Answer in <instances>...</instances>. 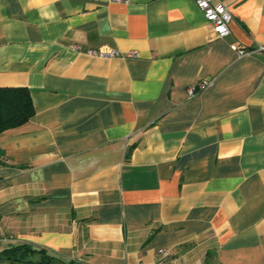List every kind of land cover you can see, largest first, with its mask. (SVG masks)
Segmentation results:
<instances>
[{
	"label": "crops",
	"instance_id": "crops-1",
	"mask_svg": "<svg viewBox=\"0 0 264 264\" xmlns=\"http://www.w3.org/2000/svg\"><path fill=\"white\" fill-rule=\"evenodd\" d=\"M215 1L223 39L193 0H0V87L35 108L0 134V264H264V50L232 48L264 0Z\"/></svg>",
	"mask_w": 264,
	"mask_h": 264
},
{
	"label": "trees",
	"instance_id": "trees-1",
	"mask_svg": "<svg viewBox=\"0 0 264 264\" xmlns=\"http://www.w3.org/2000/svg\"><path fill=\"white\" fill-rule=\"evenodd\" d=\"M35 114L30 90L26 87H0V134L5 130L28 122ZM38 251L20 245L2 252L6 259L26 261L31 253ZM45 262L49 261L44 259Z\"/></svg>",
	"mask_w": 264,
	"mask_h": 264
},
{
	"label": "built area",
	"instance_id": "built-area-1",
	"mask_svg": "<svg viewBox=\"0 0 264 264\" xmlns=\"http://www.w3.org/2000/svg\"><path fill=\"white\" fill-rule=\"evenodd\" d=\"M197 7L204 13L205 18L212 26V30L215 34L216 38L223 39L230 35V23L232 20V15L230 13L229 7L223 2H217L215 0H193ZM240 56L251 55L257 52H262L264 48H260L258 51H247L240 49L236 46L232 47ZM77 50L81 48L77 47ZM89 54L97 55L100 57H115L119 55V52L114 50H106V51H95L89 50ZM129 57H138L139 54L137 52H133L128 54ZM212 83V80H202L196 86H192L188 89V95L190 98L196 97L198 94L203 92L207 87H209ZM159 259L155 264H164L166 259L170 257V252L166 249H161L158 251ZM144 264V263H141Z\"/></svg>",
	"mask_w": 264,
	"mask_h": 264
}]
</instances>
